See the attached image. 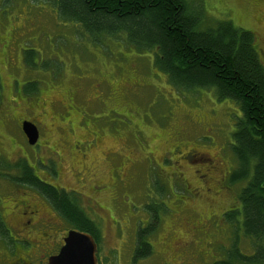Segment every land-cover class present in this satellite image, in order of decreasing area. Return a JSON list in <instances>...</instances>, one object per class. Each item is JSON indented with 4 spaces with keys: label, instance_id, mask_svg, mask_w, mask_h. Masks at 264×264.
I'll return each instance as SVG.
<instances>
[{
    "label": "rangeland",
    "instance_id": "374dc122",
    "mask_svg": "<svg viewBox=\"0 0 264 264\" xmlns=\"http://www.w3.org/2000/svg\"><path fill=\"white\" fill-rule=\"evenodd\" d=\"M187 1L200 4L208 23L230 20L250 30L264 61V0ZM53 9L49 0H0V103L2 94L7 104L0 105V213L12 233L17 237L12 214L16 220L25 210L13 208V200L26 197L38 205L46 223L53 218L42 227L47 234L64 236L67 230L39 190L14 178L16 182L10 181L9 175L10 180L2 178L15 162H22L16 159L21 152L28 154L23 157L43 180L74 191L97 223L100 261L220 264L232 249L234 230L237 251L251 255L255 241L242 235L240 223L237 228L227 220L222 223L220 216L206 214L208 205L213 211L240 207L237 195L242 182H231L228 176L225 193L216 194L211 202L196 201L190 210L191 193L177 178L179 164L184 181L198 186L194 169L201 167L198 174H204L209 166L206 157L221 163L220 169L211 171V180L223 179L224 171L237 172L230 149L238 113L234 103L217 98L209 89L177 88L155 66L151 51L134 48L116 36L84 38L77 26ZM1 110L15 116L13 122L20 118L39 125V143L47 141L56 151L55 171L47 153L30 155L36 147H28L14 125L5 126ZM176 147L193 151L192 165L179 158L173 162ZM208 185L218 190L215 181ZM151 211L158 213L147 238L152 252L134 261L136 228L141 221L147 224ZM197 211L205 215L195 218ZM183 228L191 236L188 245L180 240ZM7 243L0 241V252L8 260L17 256V248L30 247L23 239L9 238ZM52 246L50 239L46 247ZM231 261L247 264L242 258Z\"/></svg>",
    "mask_w": 264,
    "mask_h": 264
},
{
    "label": "trees",
    "instance_id": "16d2710c",
    "mask_svg": "<svg viewBox=\"0 0 264 264\" xmlns=\"http://www.w3.org/2000/svg\"><path fill=\"white\" fill-rule=\"evenodd\" d=\"M49 2L62 20L78 27L84 38L116 36L134 48L151 51L155 66L177 88L209 89L217 98L234 103L238 113L230 149L238 169L236 173L228 171L227 177L242 185L237 195L240 207L234 205L228 209L226 219L237 226L240 223L242 235L255 241V251L238 259L233 246L229 255L242 258L247 264L264 260V61L252 32L230 20L208 23L200 4L187 0ZM22 169L25 173L16 179L17 183L39 190L54 212L64 219L67 229L89 233L98 242L97 223L85 212L72 190L43 183L33 176V169L31 172L28 167ZM150 213L147 226L136 230L134 261L152 252L147 238L153 222L158 221V213ZM237 236L234 230L233 243ZM9 238L0 213V239ZM97 264L109 263L98 260Z\"/></svg>",
    "mask_w": 264,
    "mask_h": 264
},
{
    "label": "flooded vegetation",
    "instance_id": "af4514ba",
    "mask_svg": "<svg viewBox=\"0 0 264 264\" xmlns=\"http://www.w3.org/2000/svg\"><path fill=\"white\" fill-rule=\"evenodd\" d=\"M1 102L3 103V106H1V107L7 106V104L5 103V101L2 97H1ZM1 114L3 116V119L6 122L5 126L9 125L11 127L12 125H14L17 128L16 129L17 131L20 130V132L22 134V137L21 136L20 137H21V139H23L25 137V135L21 129V122L25 119L17 118L16 122H13L15 116H12L9 113H6L5 110H1ZM36 126L38 129V138H39V135L41 136V131H40L39 125L36 124ZM89 135L91 136V138L94 137L92 135V133H89ZM38 138L34 144H29L28 142H25L26 144L28 143V147H30L31 149L33 147H36L34 149V151L30 153V155L32 157H45L44 153H47L46 157L50 161V169L54 170L53 166H54V168H56V164H55V160L53 159V155H55L56 151L53 150L50 145H48L47 141H44V145H41L38 141ZM79 142H84V141H79ZM74 144H76V142L73 143V146H74ZM41 148H42V150H41ZM175 149H176L175 153L173 154V162H175L177 160V158H179V159H181L182 162L186 161L188 164L192 165L191 164L192 160L190 159V157L194 155L192 150L180 151L179 147H176ZM23 151L28 152V150L25 147L23 148ZM79 151L84 152L85 150L79 149ZM202 154H204V153H202ZM23 156L28 157V154L21 153V152L18 153V155H17L18 158H16V159H23L24 161H22L18 164L15 162L13 164L14 168H11L8 171H6L5 175L3 177H5L6 179L8 178V177H6L7 175H9L11 178H15V179H21L23 177V174L25 172H23L22 167L24 166V167H28L29 169L31 168V165H29L26 158H24ZM177 156H179V157H177ZM206 159L208 161L209 166L205 167V173L204 174H198V172H199L198 170L201 167L199 169H194V173L197 175V179L200 183L198 186H192L189 183L184 181L183 174L181 173V171H179V164H178V171H177L178 176H177V178L181 181V183L184 185V187L186 189H188V191L191 193V196H192V198H191L192 202L189 205L190 210H191V206L193 204H195L196 201L211 202L212 199H215L216 194L219 195V194H223L226 192V188L223 187V183H224V179L227 178L228 172H226V171L223 172L224 173L223 179L220 178L219 180H214V179L211 180V175H210L211 171L216 170V169H220L221 163L216 158L206 157ZM18 161H21V160H18ZM177 163H178V161H177ZM29 172H31V170ZM32 174H33V176H37V178L41 182L46 183L45 180H43L39 175H36L33 171H32ZM212 181H215V183L217 184L218 190H212V187L208 185ZM218 184H220V185H218ZM10 200H13V199H10ZM13 204H14L13 208L16 207V208H19L20 210H21V208L25 209V210H21L19 212L20 218L16 219V220L14 219L12 211L10 210V213L12 214L11 220L13 222L12 228L15 231V233L17 234V237L12 233L11 228L7 225L8 222L6 223V221L4 220L6 225H7L8 230H9L10 239L12 241H18V239H23L24 241H26L30 244V247L28 248L29 249L28 251H20V249L17 248L16 249L17 256L14 257L12 260H8L6 258V256L0 252V264H43L50 255L57 253V251L59 250L60 246L63 243L64 236L57 235L55 232H52L49 235V234H47V232L44 229H42V227L49 225L54 220H53V218H48V223H46L45 222L46 220L42 219L43 214L41 213L40 209L38 208V205L35 204L31 198L26 197L25 200L15 199V200H13ZM11 206H12V204H11ZM208 207H209V210L206 214H210L212 216H215V215L220 216L219 218L222 219L221 220L222 223L225 220H227L226 214H227V212H229V210L227 208H224L221 211H213L209 205H208ZM201 215H205V214H201L197 211V215L195 218H199ZM22 218H24V219H22ZM19 220H23V221H19ZM149 222L150 221L147 219V224ZM147 224L145 226H143L144 225V222H143L142 227H146ZM236 227L238 228L239 226H236ZM183 232H186V234L188 236H184ZM224 232H225V229L221 227L219 229V233L223 234ZM216 236L221 237V235H216ZM50 239L53 240V246H52L51 250H48V248L46 247V243ZM180 240L187 243V245H188V243H191V236L187 233L186 228H183V231L181 232ZM0 241H4L5 244H8L7 242H9L8 239H5V240L0 239ZM229 243H230V240H229ZM173 244H175V243H173ZM176 246H177V243L174 245V247H176ZM233 246H234V250L236 251L237 250L236 242L233 244ZM170 248H171V245H170ZM229 251L231 252V250H229ZM229 251L227 252V256L225 257V260L221 261L220 264H226V263L233 264L232 261L230 260ZM237 253H238L237 254L238 256H236V258L239 259L241 254L238 251H237ZM236 258H233L235 262L237 261ZM175 259L178 260L177 258H175ZM193 260H195V259L192 258V260H190V261L192 262ZM195 262L200 263L199 259H196ZM177 264H178V262H177Z\"/></svg>",
    "mask_w": 264,
    "mask_h": 264
},
{
    "label": "water",
    "instance_id": "95a60500",
    "mask_svg": "<svg viewBox=\"0 0 264 264\" xmlns=\"http://www.w3.org/2000/svg\"><path fill=\"white\" fill-rule=\"evenodd\" d=\"M29 144L37 139L36 126L27 120L21 123ZM96 245L91 235L78 230H69L57 254L49 257L45 264H96Z\"/></svg>",
    "mask_w": 264,
    "mask_h": 264
}]
</instances>
